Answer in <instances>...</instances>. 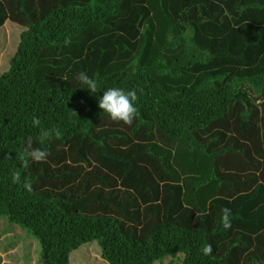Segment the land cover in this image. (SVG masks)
I'll use <instances>...</instances> for the list:
<instances>
[{
  "label": "trees",
  "instance_id": "trees-1",
  "mask_svg": "<svg viewBox=\"0 0 264 264\" xmlns=\"http://www.w3.org/2000/svg\"><path fill=\"white\" fill-rule=\"evenodd\" d=\"M1 53L3 264H264V0H0ZM113 87L130 126L98 108ZM29 136L49 156L24 167Z\"/></svg>",
  "mask_w": 264,
  "mask_h": 264
},
{
  "label": "clouds",
  "instance_id": "clouds-1",
  "mask_svg": "<svg viewBox=\"0 0 264 264\" xmlns=\"http://www.w3.org/2000/svg\"><path fill=\"white\" fill-rule=\"evenodd\" d=\"M70 40H65V44H69ZM76 80L82 85L89 93H96L98 91L97 81L89 77L87 73L80 72L76 76ZM138 100L136 90L125 91L121 88H109L103 91L102 96L98 100V108L104 112L108 118L113 121L124 125L130 126L137 116V108L135 102ZM34 127L40 128L38 142L44 144L50 141L53 137L59 138L62 133L58 128H41L40 120L34 118L32 121ZM49 152L44 148L33 147V139L29 136L24 144L23 150L19 153L18 159L27 167L29 162L43 163L47 161ZM12 182L14 184H22L27 191H32L31 182L28 180H21V172L14 171L12 174ZM231 209H221V224L225 229L231 228ZM212 252L211 244L202 248L204 255H209Z\"/></svg>",
  "mask_w": 264,
  "mask_h": 264
},
{
  "label": "rangeland",
  "instance_id": "rangeland-1",
  "mask_svg": "<svg viewBox=\"0 0 264 264\" xmlns=\"http://www.w3.org/2000/svg\"><path fill=\"white\" fill-rule=\"evenodd\" d=\"M12 28H10L8 25H6V33H10ZM19 27L16 28V31H19ZM15 33V32H12V34ZM11 34V33H10ZM4 42L1 44L3 45ZM3 57H4V53H1L0 54V67L2 66V63H3ZM93 244H85L83 246H81L77 251H76V255H81V257H76V258H73L72 259V263L71 264H95L93 262L97 261L99 262L100 257H99V254L96 253L94 251V248H93ZM22 249V248H21ZM33 250H34V247L31 248V250H29V254L28 255H25L24 257L22 256V250H19L18 253L21 255V259L19 261L16 262V259L15 260H12L13 264H35V255L33 253ZM14 252V251H13ZM88 252V254H87ZM87 254V257L88 259L86 261H84L83 259L85 258ZM75 257V256H74ZM0 264H3V263H11L10 260L6 259L5 258V254L2 253L0 251ZM167 260H164L163 263L161 264H167Z\"/></svg>",
  "mask_w": 264,
  "mask_h": 264
},
{
  "label": "crops",
  "instance_id": "crops-1",
  "mask_svg": "<svg viewBox=\"0 0 264 264\" xmlns=\"http://www.w3.org/2000/svg\"><path fill=\"white\" fill-rule=\"evenodd\" d=\"M231 156H232V153H231ZM224 160H229V156L228 157L224 156Z\"/></svg>",
  "mask_w": 264,
  "mask_h": 264
}]
</instances>
